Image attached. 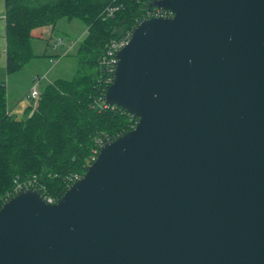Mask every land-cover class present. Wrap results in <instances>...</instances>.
<instances>
[{"label": "water", "instance_id": "1", "mask_svg": "<svg viewBox=\"0 0 264 264\" xmlns=\"http://www.w3.org/2000/svg\"><path fill=\"white\" fill-rule=\"evenodd\" d=\"M107 106L137 118L59 200L0 208V264H264V0H154Z\"/></svg>", "mask_w": 264, "mask_h": 264}, {"label": "trees", "instance_id": "2", "mask_svg": "<svg viewBox=\"0 0 264 264\" xmlns=\"http://www.w3.org/2000/svg\"><path fill=\"white\" fill-rule=\"evenodd\" d=\"M1 6L6 74L35 57L33 29L53 28L60 19L86 26L74 55L75 76L47 84L34 109L28 100L24 119L9 113L0 83V208L14 195L15 181L28 179L43 199L57 202L69 179L85 174L98 141L115 140L137 123L122 108L103 103L113 78L105 55L110 42L131 35L153 8L149 0H0Z\"/></svg>", "mask_w": 264, "mask_h": 264}, {"label": "rangeland", "instance_id": "3", "mask_svg": "<svg viewBox=\"0 0 264 264\" xmlns=\"http://www.w3.org/2000/svg\"><path fill=\"white\" fill-rule=\"evenodd\" d=\"M85 33L86 26L78 19H60L53 28L33 29L31 48L35 57L19 71L6 74L3 7H0V83L5 84L7 107L13 117L24 119L28 105L25 95L35 80L39 79L37 89L40 92L54 80H71L75 76L77 61L74 55Z\"/></svg>", "mask_w": 264, "mask_h": 264}, {"label": "built area", "instance_id": "4", "mask_svg": "<svg viewBox=\"0 0 264 264\" xmlns=\"http://www.w3.org/2000/svg\"><path fill=\"white\" fill-rule=\"evenodd\" d=\"M151 3L154 0H149ZM172 17V13L170 11L167 10H161V9H151L145 12V18L144 19H148V18H161V19H169ZM131 35L125 36L121 39L118 40H114L112 42H110V44L107 46V50H106V55H105V65L107 68V71L109 72V74L114 75V70L117 64V59L115 57V54L118 50H120L122 47H124L126 45V43L128 42V40L130 39ZM113 80V78H112ZM39 83V79L35 80L34 85L32 86L31 90L28 92L26 98L27 100L31 101L32 103V107L33 109L36 106V103L39 100V91L37 89ZM112 83V81H111ZM99 148L102 144V142L98 141L97 142ZM99 150H95L93 152V156L91 157V163L95 160L97 153ZM81 177L78 176H73L69 179V184L67 185V188H69L71 186V184H73V182L77 181L78 179H80ZM34 184L32 182V180L28 179L25 182H19V181H15V187L13 190V193L16 194L20 191L23 190H35L33 188ZM36 191V190H35ZM44 200L49 203V204H53L56 201L52 200L51 198H44Z\"/></svg>", "mask_w": 264, "mask_h": 264}, {"label": "crops", "instance_id": "5", "mask_svg": "<svg viewBox=\"0 0 264 264\" xmlns=\"http://www.w3.org/2000/svg\"><path fill=\"white\" fill-rule=\"evenodd\" d=\"M28 94V93H27ZM27 94L25 95V99H26V101L28 102V100H27V98H26V96H27ZM16 110V109H15ZM9 111V110H8ZM14 110H12V112H13ZM9 113L11 114V110L9 111Z\"/></svg>", "mask_w": 264, "mask_h": 264}]
</instances>
